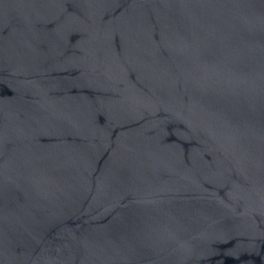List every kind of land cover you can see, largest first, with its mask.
<instances>
[{
	"label": "water",
	"instance_id": "95a60500",
	"mask_svg": "<svg viewBox=\"0 0 264 264\" xmlns=\"http://www.w3.org/2000/svg\"><path fill=\"white\" fill-rule=\"evenodd\" d=\"M0 264H264V0H0Z\"/></svg>",
	"mask_w": 264,
	"mask_h": 264
}]
</instances>
